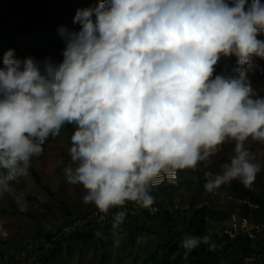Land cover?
<instances>
[{"label": "clouds", "instance_id": "9594fccd", "mask_svg": "<svg viewBox=\"0 0 264 264\" xmlns=\"http://www.w3.org/2000/svg\"><path fill=\"white\" fill-rule=\"evenodd\" d=\"M73 23L78 31L59 30L60 62L17 59L12 49L3 55L0 197L10 194L26 210L13 185L65 125L74 126L66 182L101 213L121 209L114 233L128 203L153 205L158 175L210 163L227 141H235L234 155L205 189L254 181L260 165L245 142H264V96L248 78L259 68L253 58L264 59L261 0H99L77 9ZM233 55L238 75L214 76ZM201 243L209 237L183 239L185 259Z\"/></svg>", "mask_w": 264, "mask_h": 264}, {"label": "rangeland", "instance_id": "374dc122", "mask_svg": "<svg viewBox=\"0 0 264 264\" xmlns=\"http://www.w3.org/2000/svg\"><path fill=\"white\" fill-rule=\"evenodd\" d=\"M98 3L99 0H0L1 11L13 8H16L17 11L28 10L27 13L21 15L20 20L25 17L39 20L37 11L42 6H44L49 18L61 20L56 24L51 39L40 40L31 32H26L21 36L18 49L14 52L15 58L24 59L31 56L37 60H43L45 57H51L54 62L62 61L61 52L64 48V42L59 30L65 28L69 31H78L80 24L73 23L77 9L94 8ZM18 17L19 13H16L11 20L13 21ZM258 39L264 40L262 36H258ZM6 51H8L7 43L0 32V58L2 60ZM218 63H221L225 70L233 66L232 77L238 75L236 69L239 65L237 64V57L234 55L222 57ZM253 63L258 65L259 68L249 72L248 78L254 91L259 96H264V59L254 57ZM217 70L218 64L215 73ZM67 138L66 134L59 135L46 148H43V154L40 157L33 159L41 178V184H38L29 172L28 177L22 178L20 183L13 185L16 188L20 187L30 195L25 197L26 210L21 211L14 197L10 194L0 197V224L7 231L6 237L0 236V252L3 254L0 255V264H10L7 261L8 253H12L16 246L24 241H29L27 249L19 255L17 254L12 264H38L42 250L33 249L37 245H48L46 244L47 240L42 237L43 233L48 230L55 231L57 226L64 225L67 217H73L86 210L96 208L94 205L83 203L84 191L81 186L70 185L66 182L64 168L71 162L68 156L70 145ZM234 147L235 141H227L221 145L219 151L210 157V161L217 169L201 170L200 176L197 173L198 165L195 169L178 170L180 173L178 184L172 185L171 182H167L165 187L150 190V194L154 197V203L160 206L175 202L182 203L185 206L190 205L192 201L198 205L202 203L203 197L208 192L201 179L208 181L216 174H220L222 165L229 162L234 155ZM245 148L254 157L253 162L260 165V171L256 174L251 187L258 188L264 196V142L253 141L249 138L245 142ZM214 191L216 196L212 211H215V215H218L221 221L215 220L216 222L213 221L209 224L212 228H221L223 224L229 222L232 213H240V203L230 196L228 183L221 185ZM150 219L142 217L141 223L146 225L154 223ZM157 222L160 223V221ZM178 227L181 228V223L178 224ZM129 228L126 223H122L115 233L113 228L105 233V239L110 242V264H118L116 261L117 255L120 253L128 254L130 251L135 254L139 251L140 256L137 258V262L133 263L132 260L135 254L130 255L126 258L125 263L141 264L143 255L152 252L153 249L155 250L153 244L161 239L159 234H156L153 230L152 232L139 231L137 237L134 238L135 240L131 242L129 235L131 228ZM79 246V243L75 246L74 256H76ZM99 247V245H92L91 248L85 250V259L88 260L89 264H96V257L99 256L101 250ZM175 256L178 257V260L183 261L181 264H189L190 262L189 257L185 259V249H180ZM233 258L232 254L223 255L221 263L229 264Z\"/></svg>", "mask_w": 264, "mask_h": 264}, {"label": "trees", "instance_id": "16d2710c", "mask_svg": "<svg viewBox=\"0 0 264 264\" xmlns=\"http://www.w3.org/2000/svg\"><path fill=\"white\" fill-rule=\"evenodd\" d=\"M251 3V0H249ZM261 3L264 4V0H261ZM28 10L17 11L16 8L11 10L1 11L0 9V32L2 37L7 43V49H12L14 52L18 49V43L21 36L26 34V32H31L35 37L40 40H47L53 37L56 24L61 20L52 19L47 16V12L42 6L38 11L37 15L39 20L28 19L25 17L23 20H20L22 14L27 13ZM16 13H19V17L15 20H11L12 16ZM264 38V34H261ZM235 64V63H234ZM3 60L0 58V68H3ZM232 68L223 69L222 64L218 63V70L215 75H224L227 77H232ZM74 133V126L65 125L61 130L59 135L66 134L68 136L67 142L71 146V136ZM57 136H49L45 141L43 148H46L52 141H54ZM199 168L197 173L201 175V170H210L217 169L213 166L212 161L210 163L200 162L198 163ZM29 172L31 173L34 180L41 184V178L38 172V169L35 167L32 161V167ZM180 179L172 181V185L178 184ZM203 184H206V180L201 179ZM166 186V185H165ZM163 186V187H165ZM252 185H244L239 180H233L228 183L229 194L234 200L240 203V214L241 215H250V212L253 213L252 217L256 221H264V196L258 188L251 187ZM17 192H23L25 197H29L28 193H25L20 187H14ZM150 190H155V188H150ZM208 192V191H207ZM212 192H208L203 198L204 201H209L210 206H199L194 201L190 205L185 206L186 208L181 211L180 209L176 210L175 213H171L169 210H164L158 212L155 215H137L134 217L126 216L123 223L128 225L130 228V241L133 242L135 237H137L139 231L143 232H156L161 238L160 241L154 244L152 252H149L146 255H143L141 264H181L183 261L178 260V257L175 256L180 249H183L181 243L183 239L188 236H194L203 238L205 236L209 237V243H201L197 248L193 249L188 257L189 264H222L219 263L220 257L222 255L232 254L234 258L229 264H240L243 258L246 255L252 253H257L260 257L264 256V233L259 235L256 239H250L246 237H240L237 239H230L227 236L219 237L217 235L211 236L208 234V229L210 228V219L213 216V201L215 196ZM245 199H249L250 202L258 204V208L250 207L248 203L244 202ZM173 204V203H172ZM182 204V203H181ZM89 210L81 212L80 214L67 217L65 219L64 225L57 226L56 230H48L42 234L44 240H47V246L37 245L35 249H41L42 254L39 257L38 264H89L88 260L85 259L86 252L85 250L91 248V246H100L101 249L99 256L96 257V264H110V242L105 239L104 235L106 232H109L113 228V222L109 224L95 223L91 227H86L82 231H76L69 234H62L60 230L73 219L83 215ZM212 213V214H211ZM142 217L151 218L154 223L150 225L142 224ZM155 219V220H154ZM156 221H160L156 223ZM181 223V228L178 227V224ZM230 223L224 224L227 226ZM150 230V231H149ZM42 241V240H41ZM33 242V241H31ZM39 242V240H38ZM80 244L79 250L75 254V246ZM211 244H214L215 247H210ZM29 245V241H24L23 243L16 246L15 250L12 253H8L7 261L12 264L15 261L16 255L22 253L23 250H26ZM65 251L63 252V250ZM133 251H130L128 254H118L116 261L118 264H127L125 260L130 255H134ZM0 255H3L0 252ZM140 256L139 251L132 258V262H137V258ZM74 259V260H73ZM130 263V264H133ZM264 264V259H263Z\"/></svg>", "mask_w": 264, "mask_h": 264}, {"label": "built area", "instance_id": "2783aa9c", "mask_svg": "<svg viewBox=\"0 0 264 264\" xmlns=\"http://www.w3.org/2000/svg\"><path fill=\"white\" fill-rule=\"evenodd\" d=\"M179 171L164 172L158 175L151 184L152 188H160L164 186L167 182L175 181L179 179ZM216 192L214 191L211 197H214ZM244 202L248 203L250 207L258 208V204L250 202L249 199H245ZM199 206H210L209 201H204L200 203ZM186 207L181 203H173L170 205L160 206L156 203L149 208H141L133 203H128L123 210L127 212L126 216L134 217L137 215H155L158 212L169 210L171 213H175L176 210L180 209L183 211ZM121 209H111L107 214L99 212L96 208L90 209L83 215L73 219L67 223L61 230L62 234H69L76 231H82L86 227H91L95 223H102L104 225L113 222V215L116 211ZM253 213L250 215H241L240 213H232L230 215V223L227 226H222L221 228L208 229V234L211 236L217 235L219 237L227 236L234 240L240 237H246L250 239H256L259 235L264 233V221H256L252 217ZM240 264H263V259L257 253H252L246 255Z\"/></svg>", "mask_w": 264, "mask_h": 264}, {"label": "crops", "instance_id": "0c3cea01", "mask_svg": "<svg viewBox=\"0 0 264 264\" xmlns=\"http://www.w3.org/2000/svg\"><path fill=\"white\" fill-rule=\"evenodd\" d=\"M170 184V183H169ZM171 184H174V183H171ZM165 186V185H164ZM155 190H158V189H155ZM214 218V219H213ZM213 219V220H212ZM215 220H218V222H220L221 221V219L218 217V215L216 216L215 215V211H213V216H212V218L210 219V222L212 223L213 221H215ZM216 222V221H215ZM215 224H217V223H215ZM223 224V223H222ZM211 225V224H210ZM224 225V224H223ZM218 226V225H217ZM222 226V225H221ZM153 240H155V239H153ZM153 246H154V244H153ZM223 256V255H222ZM222 256L220 257V260H219V263H221V259H222Z\"/></svg>", "mask_w": 264, "mask_h": 264}]
</instances>
